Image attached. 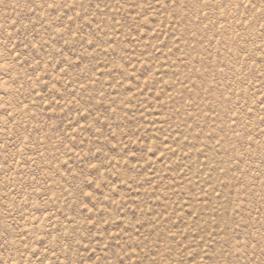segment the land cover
<instances>
[{"label": "rangeland", "instance_id": "374dc122", "mask_svg": "<svg viewBox=\"0 0 264 264\" xmlns=\"http://www.w3.org/2000/svg\"><path fill=\"white\" fill-rule=\"evenodd\" d=\"M0 264H264V0H0Z\"/></svg>", "mask_w": 264, "mask_h": 264}]
</instances>
